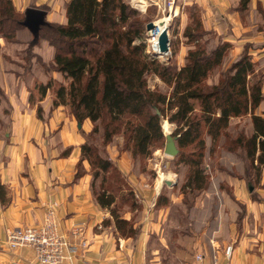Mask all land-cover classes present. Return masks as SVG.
Masks as SVG:
<instances>
[{
    "label": "trees",
    "instance_id": "1",
    "mask_svg": "<svg viewBox=\"0 0 264 264\" xmlns=\"http://www.w3.org/2000/svg\"><path fill=\"white\" fill-rule=\"evenodd\" d=\"M250 2L238 0L233 10L243 16ZM64 9L65 23L46 21L34 38L22 24L24 12L18 11L12 0H0V38L10 43H28V60L35 59L45 73H59L65 81L63 84L51 78L45 84H34L29 104L36 105L38 118L42 112L39 103L49 92L53 108L66 107L80 125L90 121L91 129L83 133L85 142L79 147L74 180L90 176L91 196L97 207L112 218L116 239L136 242L140 235L131 220L117 212V202L126 200L127 194H122L125 184L104 150L116 136L123 138V151L133 159L143 160L164 147L162 123L172 125L171 136L178 150L174 159L178 165L187 167L183 189L191 192H200L208 186L202 169L204 136L210 138L211 146L224 136L225 151L244 160L246 178L264 188V183H260L264 169V71L255 69L250 45L243 46L215 84H208L207 80L231 49L230 42L223 37L209 50L207 41L194 43L181 67L166 65L146 54L145 21L128 0H66ZM207 34L212 35L203 29L199 19L184 28V36L193 42ZM43 41L53 49L48 63L32 54L33 46ZM151 75L162 82L165 91L149 88ZM4 100L0 90V104ZM262 105V112L257 113ZM243 115L250 118L251 133L247 137L240 133L236 137L229 135L230 120ZM92 136L98 137L99 142ZM84 163L89 170L83 167ZM233 178L245 181L242 177ZM4 195L0 186L2 205ZM250 199L260 202L254 193ZM161 201L166 203L160 197L155 206ZM103 225H109V218Z\"/></svg>",
    "mask_w": 264,
    "mask_h": 264
},
{
    "label": "crops",
    "instance_id": "2",
    "mask_svg": "<svg viewBox=\"0 0 264 264\" xmlns=\"http://www.w3.org/2000/svg\"><path fill=\"white\" fill-rule=\"evenodd\" d=\"M65 1L12 0L20 12L31 6L45 8V21L57 23L66 22ZM222 3L235 7L238 0H222ZM236 15L230 16L232 25L235 24L232 31L237 33L241 30L243 36L231 40L235 42L232 54L236 57L244 43L249 41L254 48L249 51L254 55L252 60L257 64L256 70H264V33L256 32L253 29L255 25L245 20L244 23L243 18H239L238 13ZM248 30L251 31L250 37L246 33ZM28 49L29 44L24 41L10 43L0 39V90L5 97L0 104V186L5 190L4 205L0 202V264H34L31 249L11 251L8 248L6 230L40 224L44 212L50 207L56 211L60 232L73 248L71 259L63 264H198L195 256L199 254L204 260L202 264H209L212 246L217 247L216 253L222 263H225V248L232 246V257L226 264H264V197L262 200L259 197L260 202L252 201L249 194H241L244 182L229 176L225 184L235 195V201L251 213L254 223L251 228L243 217L242 232L239 233L235 225L238 214L235 212L234 217L226 219V234L220 235L225 228L221 225L218 235L211 240L208 238L207 245L201 244L199 237H192L194 240L190 244L186 242L188 245L164 242L161 231V234L157 232V237L164 243L149 247L148 229L143 227L136 242L116 239L113 222L103 225L109 216L97 207L91 196L90 176L74 180L79 147L85 142L83 133H88L92 125L89 120L78 124L67 114L66 107L53 108L49 92L39 103L42 112L41 117H37L36 105L29 104L34 84H45L51 78L63 84L65 81L59 73H45L35 59L28 60ZM32 54L48 63L52 60L53 49L43 41L33 46ZM184 57H181L183 61ZM182 65L183 62L180 67ZM129 161L130 157L124 155L120 162L127 169ZM260 189L264 196V188ZM230 221L236 222L232 224ZM73 225L80 229L77 239L70 234ZM180 235L185 234L182 232ZM192 248L195 252L189 259ZM168 249L172 253L170 261L162 257Z\"/></svg>",
    "mask_w": 264,
    "mask_h": 264
},
{
    "label": "rangeland",
    "instance_id": "3",
    "mask_svg": "<svg viewBox=\"0 0 264 264\" xmlns=\"http://www.w3.org/2000/svg\"><path fill=\"white\" fill-rule=\"evenodd\" d=\"M128 2L132 7L140 11L141 18L145 21V51L149 58L153 60H157L162 64L167 65L170 63V65L180 67V63L183 62L184 64L182 58L184 55L186 57L187 51L193 49L194 43L203 44L207 41L206 46L209 50L217 42L218 38L222 40L221 37H223L225 41L230 42L231 49L228 51L223 64L207 80L208 84H215L219 74L225 71L241 53L234 52L237 53L236 57L232 54L235 42L231 40L241 39V36H243L241 30L236 31L237 33L232 31L235 24L232 25L233 20L230 16H238L236 15L237 13L233 15L235 13L233 4L226 5V2L222 3V0H208L197 3L189 1L185 3L184 6L180 7L178 15L169 17V21L167 22L169 52L160 58L154 54L150 42L155 29L147 30L146 25L149 22L156 23L167 18V14L162 8L151 3L150 0H128ZM251 8L253 10H250ZM239 18H243L241 19L242 21H249L250 25H255L253 29L256 32L258 30L261 31V34L264 33V1L256 0L254 2L252 0V3L249 5V10ZM196 19H199L203 29L211 32L212 35H204L201 39L199 38L193 42V40L184 36V28L187 25L193 24ZM246 33L248 37L251 36V31L248 30ZM244 45H250V49H254L252 43L249 41L245 42ZM251 57L254 59V55H251ZM259 71L263 72L264 70L260 69ZM148 86L150 89L156 87L163 91L166 90L162 82L153 75L148 78ZM261 107L263 108V105ZM262 110L260 108L257 113H261ZM67 114H69L68 111ZM229 124L228 134L233 137H236L239 133L247 137L251 133L252 127L248 115L232 118ZM166 125H168V132H166L164 127ZM162 128L165 135H171L174 130V127L166 121L162 123ZM92 137H95L96 142H99L98 137ZM204 137L205 149L202 169L204 170V175L208 178V186L200 192H191L188 189H183V184L188 176V169L183 165H178L174 158L167 157L163 154L165 144L162 149L154 151L151 158L143 160L133 159L128 152L122 150V136L114 137L112 143L104 148L106 156L117 167L120 172V178L125 184L122 187V194H127L124 197L126 200L123 203L120 201L117 202V212L119 216L131 220L130 224L140 230V233L142 227L145 230L148 229L146 233L149 236V247H154L163 241H170L171 243L175 241L178 246L188 245L186 242H189V244L192 243L194 240L192 237L201 238V244L207 245V241L209 243L208 238L211 240L214 239L212 238L214 235H218V230L221 225H225V228L221 230L220 235L226 234V225L228 224L226 219L234 217L235 212L238 214L237 218H241V215L246 218V225L249 228L253 226L254 223L252 222L251 213L247 212L245 207L243 208L239 206L240 204H237L235 195H233L231 189L225 184V181L228 176L242 177L245 181L241 194L246 196L249 194L250 197V194L254 193L261 200L264 197L262 192H259L262 186L258 182L246 178L244 160L237 155L235 156L233 153L230 154L225 151L224 136H221L212 146L210 138L208 136ZM95 138L92 141H95ZM189 151H191L190 148ZM124 155L130 157L129 168L127 169L120 162ZM83 167L89 170L87 163H84ZM263 173L260 183H264ZM248 182L252 184L250 185ZM130 192L133 194L132 196H129L130 194L128 193ZM160 197L166 199V203L161 201L160 204L155 206ZM104 212L109 216L107 211ZM240 218L239 220L241 221L242 219ZM111 222L113 221L109 216V224ZM230 222L232 224L235 223L234 221ZM239 222L237 221L235 225L238 229L236 230L241 233L242 222ZM161 231L164 236L163 241L157 237V232L161 234ZM182 232L185 235H180ZM170 250H163L162 257L164 260L170 261V258H172ZM193 252L195 251L192 248L189 252V259L192 258Z\"/></svg>",
    "mask_w": 264,
    "mask_h": 264
},
{
    "label": "built area",
    "instance_id": "4",
    "mask_svg": "<svg viewBox=\"0 0 264 264\" xmlns=\"http://www.w3.org/2000/svg\"><path fill=\"white\" fill-rule=\"evenodd\" d=\"M189 1L197 3L208 0H150L151 3L162 8L169 17L178 15L180 7ZM79 233L80 229L75 225L70 228V234L75 239L78 238ZM5 237L6 245L11 251L20 248L31 249L34 264H63L71 259V252H73L71 244L59 230V222L53 207L48 208L44 212L40 224L7 229ZM82 247H84V243H82ZM216 249L217 247L212 246L209 264H226L232 257V246H227L224 250L225 263L221 262ZM195 261L198 264H202L204 261L202 255H196Z\"/></svg>",
    "mask_w": 264,
    "mask_h": 264
},
{
    "label": "water",
    "instance_id": "5",
    "mask_svg": "<svg viewBox=\"0 0 264 264\" xmlns=\"http://www.w3.org/2000/svg\"><path fill=\"white\" fill-rule=\"evenodd\" d=\"M46 12L42 9L35 7H27L24 10V19L22 24L31 32L34 38H37L40 26L46 23L45 21ZM156 25L154 22H149L146 25V29H155ZM157 50L158 53L167 54L169 52V39H168V28L164 25L157 38ZM80 127V125H79ZM165 147L163 154L167 157L174 158L178 154V150L175 145V138L171 135H165Z\"/></svg>",
    "mask_w": 264,
    "mask_h": 264
},
{
    "label": "bare ground",
    "instance_id": "6",
    "mask_svg": "<svg viewBox=\"0 0 264 264\" xmlns=\"http://www.w3.org/2000/svg\"><path fill=\"white\" fill-rule=\"evenodd\" d=\"M166 16H167V18H164V19H162V20H160V21L155 23L156 28H155V31L153 33V36H151L152 38L150 39V42L152 44L151 46H152V48L154 50V54L157 57H160V58H162V56H164L166 54L158 53V50H157V38H158V35H159L160 31L164 27V25L167 26V22L169 21V15H166ZM164 127L166 129V132H168V125H166Z\"/></svg>",
    "mask_w": 264,
    "mask_h": 264
}]
</instances>
